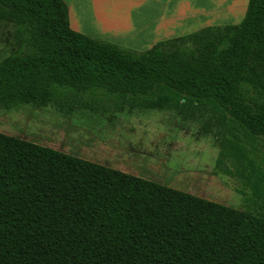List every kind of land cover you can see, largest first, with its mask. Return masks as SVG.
I'll return each instance as SVG.
<instances>
[{
    "label": "trees",
    "instance_id": "16d2710c",
    "mask_svg": "<svg viewBox=\"0 0 264 264\" xmlns=\"http://www.w3.org/2000/svg\"><path fill=\"white\" fill-rule=\"evenodd\" d=\"M0 21V107L209 113L217 171L264 200V0L143 52L73 30L64 0H0ZM0 264H264V213L0 132Z\"/></svg>",
    "mask_w": 264,
    "mask_h": 264
},
{
    "label": "rangeland",
    "instance_id": "374dc122",
    "mask_svg": "<svg viewBox=\"0 0 264 264\" xmlns=\"http://www.w3.org/2000/svg\"><path fill=\"white\" fill-rule=\"evenodd\" d=\"M101 14L85 15L84 21L107 31H114L112 25L116 30L121 26L129 30L130 17L114 24L109 13L106 17ZM14 30L13 24L0 21V60L15 48ZM209 121L210 114L202 111L184 114L177 109H146L130 103L119 111L99 103L95 110L76 107L71 113L54 104L0 107V132L239 210L264 213V200L256 199L240 178L217 171V128L207 132ZM258 159L264 168V145Z\"/></svg>",
    "mask_w": 264,
    "mask_h": 264
},
{
    "label": "crops",
    "instance_id": "0c3cea01",
    "mask_svg": "<svg viewBox=\"0 0 264 264\" xmlns=\"http://www.w3.org/2000/svg\"><path fill=\"white\" fill-rule=\"evenodd\" d=\"M64 1L68 4L73 30L138 52L149 50L160 41L190 34L207 26L239 24L249 3V0ZM86 11L91 12L84 13ZM90 13H102L104 17L109 13L111 17L108 19L114 24L118 19L124 22L125 17H130L129 30L125 26L116 30L114 25V31L90 27L84 21V16Z\"/></svg>",
    "mask_w": 264,
    "mask_h": 264
}]
</instances>
